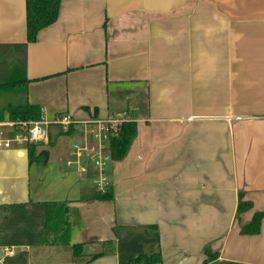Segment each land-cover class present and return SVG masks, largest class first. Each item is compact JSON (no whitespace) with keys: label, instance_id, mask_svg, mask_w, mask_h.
<instances>
[{"label":"crops","instance_id":"0c3cea01","mask_svg":"<svg viewBox=\"0 0 264 264\" xmlns=\"http://www.w3.org/2000/svg\"><path fill=\"white\" fill-rule=\"evenodd\" d=\"M59 1L25 46L49 141L31 162L28 143L0 149V264H202L208 243L222 261L264 264V217L240 230L264 214V0ZM25 28V0H0V45L24 44ZM62 113L71 135L53 125ZM118 115L137 136L105 164L113 200H92L100 175L81 172L73 145L95 147L84 123ZM240 190L252 207L236 220ZM62 201L70 243L45 244L46 202Z\"/></svg>","mask_w":264,"mask_h":264},{"label":"trees","instance_id":"16d2710c","mask_svg":"<svg viewBox=\"0 0 264 264\" xmlns=\"http://www.w3.org/2000/svg\"><path fill=\"white\" fill-rule=\"evenodd\" d=\"M59 0H25L26 14V42L24 44L0 45V122L6 118L9 121H39L42 119L39 106L29 103L27 99L28 79L25 74L26 44L33 43L37 39L40 30L53 24L58 17ZM14 119V120H13ZM116 134L111 135L108 141L110 161H119L126 157L131 142L137 136L136 122L128 120L116 125ZM61 133L71 135L72 127ZM33 145L27 144L28 154L33 155ZM238 202L235 210V219L240 217L252 207V202L245 200L244 192L238 191ZM92 200H113L112 187L107 186L105 191L97 190L91 196ZM264 214L254 212L249 223L243 225L240 230L242 234L251 235L260 232V223ZM44 235L45 244L63 245L69 244L70 217L69 207L66 201L46 202ZM84 244L73 245L74 256L84 254ZM205 258L202 264H242L238 262H227L218 259L219 254L212 250L210 245L202 247ZM101 256L97 253L92 260ZM159 255L149 257L138 255L129 259L126 264H156L160 263Z\"/></svg>","mask_w":264,"mask_h":264},{"label":"built area","instance_id":"2783aa9c","mask_svg":"<svg viewBox=\"0 0 264 264\" xmlns=\"http://www.w3.org/2000/svg\"><path fill=\"white\" fill-rule=\"evenodd\" d=\"M120 122L125 121L121 120L119 115L114 119H94L85 122L87 135L95 143V147L87 148V146L73 145L75 157L78 160L82 157L87 160L85 166L81 165V172H87L88 165L98 171L100 176L95 178L92 183L102 192L108 186L103 172L106 168V162L110 161L109 152L103 151V144L107 145L111 135L116 134V125ZM49 125L43 118L39 121H9L6 124L0 123V149H8L12 142H25L32 145L47 144L50 138L48 132ZM53 125L58 126L62 132L67 131L70 126H73L69 116L65 113L55 118ZM2 126L10 129L13 135L7 137L3 128H1ZM69 164L67 163V165Z\"/></svg>","mask_w":264,"mask_h":264},{"label":"rangeland","instance_id":"374dc122","mask_svg":"<svg viewBox=\"0 0 264 264\" xmlns=\"http://www.w3.org/2000/svg\"><path fill=\"white\" fill-rule=\"evenodd\" d=\"M217 217V216H216ZM216 217H215V219H216ZM224 218V216H221V218L219 217V221H220V223L222 222V219ZM209 244V243H208ZM207 244V245H208ZM210 245V244H209Z\"/></svg>","mask_w":264,"mask_h":264},{"label":"bare ground","instance_id":"6f19581e","mask_svg":"<svg viewBox=\"0 0 264 264\" xmlns=\"http://www.w3.org/2000/svg\"><path fill=\"white\" fill-rule=\"evenodd\" d=\"M14 120V119H13Z\"/></svg>","mask_w":264,"mask_h":264}]
</instances>
